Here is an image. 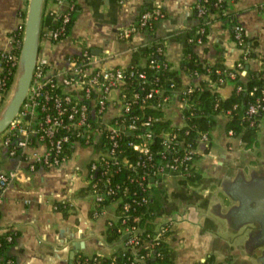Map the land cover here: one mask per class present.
Returning <instances> with one entry per match:
<instances>
[{
	"label": "crops",
	"instance_id": "1",
	"mask_svg": "<svg viewBox=\"0 0 264 264\" xmlns=\"http://www.w3.org/2000/svg\"><path fill=\"white\" fill-rule=\"evenodd\" d=\"M198 1L76 0L69 33L56 42H42L51 60L50 72L65 67L68 55L86 49L97 66L126 67L136 48L161 43L165 58L181 79L165 105L166 113L174 124L182 125V109L187 104L178 94L209 78L207 74L190 75L182 67L189 34L199 21L194 12ZM28 6L29 0H0V51L16 49V31L22 28L23 36ZM157 6L165 17L152 28L135 30L128 39L121 37V31L135 25L144 9ZM65 9V0H46L43 27ZM211 16L206 39L194 43L200 58L210 63L222 59L227 67H236L243 53L233 36L232 24L237 22L255 53L247 59L241 78L264 69V0H226L222 14ZM234 86L235 81L228 80L218 90L225 97ZM8 95L0 97V112ZM227 120V115L219 114L209 142L198 144L195 166L201 179L187 185L179 181V175L170 173L162 181L165 191L155 195L161 201L155 225L174 221L168 241L176 264H194L211 255L217 263L264 264V114L258 144L252 148L228 132ZM45 147L36 140L27 150L41 153ZM99 152V140L89 145L77 143L61 165H38L30 170L24 159L8 153L0 135V167L20 170V178L5 189L0 206V236L16 232L15 242L7 250L16 264H75L79 253H110L122 245L105 239L107 223L116 216V204L96 213L97 202L90 189L89 166ZM5 261L0 257V264Z\"/></svg>",
	"mask_w": 264,
	"mask_h": 264
},
{
	"label": "trees",
	"instance_id": "2",
	"mask_svg": "<svg viewBox=\"0 0 264 264\" xmlns=\"http://www.w3.org/2000/svg\"><path fill=\"white\" fill-rule=\"evenodd\" d=\"M217 1L199 0L197 2L194 12L199 21L189 34V38L196 34L199 27L205 25L206 32L203 34V39H206L209 24L213 20L211 14L217 12L221 15L226 7V0L221 1L219 5L216 4ZM199 4L206 8L203 16L198 14ZM76 6L75 3L71 20L61 37L66 36L70 31ZM61 20V16L53 18L48 27H43L42 35L48 29H55ZM156 22L157 20H153L151 25L144 28H152ZM16 39L17 42L22 41V28L16 31ZM238 45L243 49V53L236 67L230 68L222 59L210 63L200 58L194 49V42L187 40L182 60L183 69L190 75L207 74L209 78L200 80L199 83L189 86L178 94L179 98L188 102V105L182 109L184 116L182 125L174 124L165 109L168 102H165V96L170 95L172 98L181 85V79L175 76L174 69L164 53L160 52L159 48L162 44L153 43L136 48L133 51L131 63L125 67L127 77L123 90L128 97L138 92L140 98L131 104V109L123 115V118L129 121L131 117H136L139 127L136 132L124 131L115 152L109 157V165H103L94 172V180L101 191H105L107 185L116 189L115 193L108 194L104 201L98 203L96 208L101 209L108 204H116V216L108 221L105 230V239L109 243L122 244L132 235V227L138 228L137 234L141 237L138 254H145L147 264H176L172 259L168 241L172 230H168L159 241L154 242L152 251L145 245L152 239L158 228L155 225V219L158 216L161 201L155 195L158 191H165L162 181L166 176L161 175L158 169L163 167L165 172L174 174L180 171L179 181L183 184L188 185L200 180L202 174L195 166V159L199 154L194 152L191 153V158H187V153L190 148L198 147L201 134L208 133L210 136V131L215 126L219 114L228 116L226 123L228 132L232 131L231 134L240 136L246 148H252L258 144L260 122L264 114V69L250 71L247 78L242 79L241 71L246 68L247 59L255 53L250 38L246 34ZM20 49L21 46H17L15 51L20 53ZM16 68V66L13 67L8 75L5 95L14 81ZM230 70L237 71L235 86L230 95L223 97L218 87L212 86L211 81H217L220 76L228 77ZM132 71H134L133 74L130 73ZM140 72H144L145 76H141ZM157 88L161 91L156 92ZM152 91V95L147 96ZM251 104L258 105L259 110L250 113ZM148 119H151V124H144L143 121ZM147 131L152 132L150 137L137 135V132ZM165 132H169L171 137L166 143ZM138 141L147 142L150 148L148 154H151L152 158L134 147V142ZM71 150L72 144L66 148L68 154ZM100 150L103 151L101 145ZM172 164H176L179 171L171 169ZM143 197H146L147 201H142ZM126 203L129 204L128 209L124 207ZM61 208L67 211L66 207ZM9 234L12 235V240L8 239ZM15 237L16 232L0 236V257L3 256L4 260L11 259L12 264H16L15 258L8 255L7 250L15 242ZM78 257L87 264H111L114 259L116 264H129L133 255L130 248L126 249L121 245L110 253H79L75 261ZM199 262L200 264H223L215 262L212 255Z\"/></svg>",
	"mask_w": 264,
	"mask_h": 264
},
{
	"label": "built area",
	"instance_id": "3",
	"mask_svg": "<svg viewBox=\"0 0 264 264\" xmlns=\"http://www.w3.org/2000/svg\"><path fill=\"white\" fill-rule=\"evenodd\" d=\"M221 1L223 0H218L216 4L219 5ZM75 3L76 0H65L66 9L54 15V18L61 16L60 24L55 29H48L44 33L47 38L43 39L45 35L41 37L39 56L28 96L18 115L1 135H3V144L8 153L24 159L30 170H35L38 165L46 167L61 165L69 156L66 148L70 144L72 147L77 143L89 145L99 140L103 151L100 150L89 166L90 189L98 204L104 201L108 194L115 193L116 189L107 185L106 190L101 191L94 180V172L103 165H109V157L115 152L124 131H137L139 127L137 118L131 117L127 121L123 115L131 109V104L137 101L140 95L135 92L131 97H128L123 90L127 77L125 67L97 66L96 59L93 58L94 55L89 49L77 55H68L66 58L68 63L65 67L54 73L50 72L51 60L42 42L47 39L56 42L61 38L71 20V12ZM205 13L206 8L199 4V16H203ZM165 16V11L159 6L145 9L141 12L137 23L125 27L120 35L128 39L135 30L147 27L153 20H159ZM232 30L237 43L244 39L246 33L240 23L235 22ZM205 32V25H202L196 34L190 37V41L203 42ZM15 40V47L21 46L22 41L17 42L16 38ZM159 49L160 52H163V46ZM19 55L20 53H17L14 48L0 51V97L5 95L8 75L12 72L13 67H17ZM130 73L133 74L134 71ZM140 75L144 77L145 73L140 72ZM236 75V70H230L228 77L220 76L217 81H211L212 86L220 87L228 80H235ZM155 91H161V89L157 88ZM152 93L153 91L149 92L147 96H151ZM170 99V95L165 96V102ZM184 101L188 105V102ZM258 110L259 106L256 104H251L249 107L250 113H255ZM143 123L149 125L151 119L145 120ZM229 133L231 134L232 131ZM137 135L150 137L152 132H137ZM164 137L165 143L170 141L169 132H165ZM209 139V134L203 133L199 141L208 143ZM36 140L45 143V150L41 153L28 152L27 148L33 145ZM133 145L136 149L149 153L150 148L146 141L134 142ZM194 152H197V148H190L187 158H191V153ZM148 155L149 158H152L151 154ZM171 169L179 171L176 164H172ZM158 172L165 176L170 174L165 172L163 167H160ZM177 174L180 175V171ZM16 178H20L19 169L7 170L0 167V206L5 189ZM142 201H147V198L143 197ZM124 207L128 209L129 204L126 203ZM96 209V213H99L100 209ZM173 228L174 221L172 220L160 223L152 239L145 245L152 251L154 242L159 241L165 232L173 230ZM137 230L136 226L132 227L133 233L128 240L122 243V247L131 249L133 258L129 264H147L145 254H138L141 237L137 234ZM8 239H13L11 234L8 235ZM12 263L11 259L5 261V264ZM75 264H87V262L78 257ZM111 264H116L115 259ZM194 264H200V262L197 261Z\"/></svg>",
	"mask_w": 264,
	"mask_h": 264
},
{
	"label": "water",
	"instance_id": "4",
	"mask_svg": "<svg viewBox=\"0 0 264 264\" xmlns=\"http://www.w3.org/2000/svg\"><path fill=\"white\" fill-rule=\"evenodd\" d=\"M45 1L29 0L19 62L14 81L7 92L8 100L0 112V135L18 115L28 96L40 51Z\"/></svg>",
	"mask_w": 264,
	"mask_h": 264
}]
</instances>
